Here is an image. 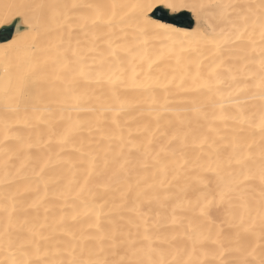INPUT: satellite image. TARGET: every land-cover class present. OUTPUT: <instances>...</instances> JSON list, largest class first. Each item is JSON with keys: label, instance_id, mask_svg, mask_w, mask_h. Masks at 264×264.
<instances>
[{"label": "bare ground", "instance_id": "1", "mask_svg": "<svg viewBox=\"0 0 264 264\" xmlns=\"http://www.w3.org/2000/svg\"><path fill=\"white\" fill-rule=\"evenodd\" d=\"M132 2H0V264L264 260V0Z\"/></svg>", "mask_w": 264, "mask_h": 264}, {"label": "snow or ice", "instance_id": "2", "mask_svg": "<svg viewBox=\"0 0 264 264\" xmlns=\"http://www.w3.org/2000/svg\"><path fill=\"white\" fill-rule=\"evenodd\" d=\"M163 6L172 10V11H177L180 9H189L192 10V8H190V6L186 3H180L179 0H164ZM32 7L38 9L41 13V16L44 18L45 21H48L51 18H54V13H53V17L49 16V12L52 9H55L57 7H60L59 5H55V4H50L47 2H42V3H38L33 5ZM64 7H71L73 9L79 8V7H88V8H92L94 7V5L88 4V5H79V4H72V5H64ZM95 7H99V6H95ZM113 10H115V8L118 7V5L116 4H112L110 6ZM119 7L121 8H126L129 11L127 13H125L124 17H121L122 20H125L126 17V23L128 24L129 27H133L136 30H138L139 32L143 33V34H147L150 30L155 29V30H160V31H164V32H171V29H167L164 25H160V24H155L153 21H151L149 14L153 13V9H156L159 7V3L158 0H134V2L130 3V4H122L119 5ZM199 7L203 8L206 7L205 5L201 4L199 5ZM217 7L220 8H228L231 7V5H227V4H222V5H217ZM261 9H264V3H262L260 5ZM112 18H115V12L113 11L112 14ZM26 26L32 29L36 28V25H34L32 23V20L30 18L26 19ZM187 35V34H185ZM201 39H204L203 37H201ZM209 43H216L217 45L220 43L219 40H217L216 38H213L210 41H206ZM17 43V41H13L11 45H9V47L15 45ZM180 43L182 44L183 41H180ZM183 51V48L181 49ZM262 69H264V63H262ZM260 87L262 89H264V76L261 77V84ZM262 159H264V157H262ZM260 178H261V182L262 184H264V164H262L261 166V170H260ZM98 264V262H97ZM261 264H264V260L261 261Z\"/></svg>", "mask_w": 264, "mask_h": 264}, {"label": "rangeland", "instance_id": "3", "mask_svg": "<svg viewBox=\"0 0 264 264\" xmlns=\"http://www.w3.org/2000/svg\"><path fill=\"white\" fill-rule=\"evenodd\" d=\"M1 1H3V0H0V2H1ZM153 12H155V11H153ZM164 13H165V12H164ZM165 14H166V15L168 14L167 11H166ZM168 15H169V14H168ZM170 17L173 18V19H178V20H180V21H183V22H186V23H190V24H191V21L189 22V21H187V19L183 18L181 13H172V14H170ZM15 24H19V20L13 21L9 26H6V27H4L3 29H1V30H0V31H1V32H0V36L2 35V36H7V37H9L10 34L12 33L11 31H12L13 26H14Z\"/></svg>", "mask_w": 264, "mask_h": 264}, {"label": "trees", "instance_id": "4", "mask_svg": "<svg viewBox=\"0 0 264 264\" xmlns=\"http://www.w3.org/2000/svg\"><path fill=\"white\" fill-rule=\"evenodd\" d=\"M1 32V31H0Z\"/></svg>", "mask_w": 264, "mask_h": 264}]
</instances>
